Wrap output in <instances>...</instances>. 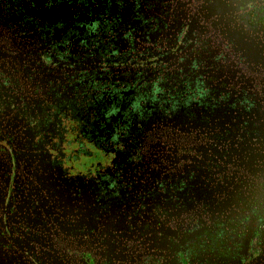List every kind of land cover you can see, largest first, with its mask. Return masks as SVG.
<instances>
[{"label":"flooded vegetation","instance_id":"obj_1","mask_svg":"<svg viewBox=\"0 0 264 264\" xmlns=\"http://www.w3.org/2000/svg\"><path fill=\"white\" fill-rule=\"evenodd\" d=\"M0 264H264V0H0Z\"/></svg>","mask_w":264,"mask_h":264}]
</instances>
